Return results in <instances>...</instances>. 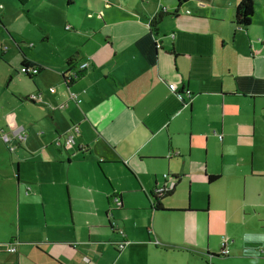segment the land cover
I'll use <instances>...</instances> for the list:
<instances>
[{"label":"crops","instance_id":"obj_1","mask_svg":"<svg viewBox=\"0 0 264 264\" xmlns=\"http://www.w3.org/2000/svg\"><path fill=\"white\" fill-rule=\"evenodd\" d=\"M139 1L101 3L97 27L83 31L90 45L73 42L65 59H30L20 44L22 59H9L19 116L8 135L26 134L14 142L39 159L46 182L27 188L35 198L25 202L41 205L45 228L11 236L0 264H171L169 251L184 252L186 264H264V12L245 27L233 22L241 0ZM256 4L264 11V0ZM24 58L38 74L21 71ZM169 84L192 95L181 101ZM165 175L176 186L155 209ZM217 184L219 194L207 190ZM224 234L230 254L219 256L213 236Z\"/></svg>","mask_w":264,"mask_h":264},{"label":"rangeland","instance_id":"obj_2","mask_svg":"<svg viewBox=\"0 0 264 264\" xmlns=\"http://www.w3.org/2000/svg\"><path fill=\"white\" fill-rule=\"evenodd\" d=\"M253 1L255 9L264 12L256 4L257 0ZM104 2H109L110 4L121 2L123 4L116 6L141 8L139 0H71V3L69 0H26L25 2L20 0H0V16L5 24L2 26L0 23L1 134L12 133L10 128L15 126L14 120H16V116H19L15 98L10 104L12 97L15 96L12 91L14 82L11 81V77L15 78L17 72L13 71L10 74L9 71V65L11 64L9 59H22L17 44H20V49L30 59H36L37 61L65 59L75 48L73 42L83 44V49L90 45V42L85 43L83 31L93 25L97 27L96 20L100 18L102 13L100 11L101 5ZM188 8H192V6L188 5ZM262 16L264 17V13ZM92 20L94 21L92 22ZM6 28L12 32H9ZM13 36L18 40L17 43L16 41L14 43ZM8 47L10 50H7ZM17 66L20 68V63ZM6 124L11 125L9 127ZM1 134L0 190L3 188L5 190L10 188L11 190L0 192V250H5L9 247L11 236L20 232L25 238H33L39 230H44V209L41 205L35 203L26 204L25 201L32 200L35 197L32 196L28 199L25 190L27 188L33 190L37 182L46 181L38 174V157H31L25 151V145L17 146V150L11 152L9 145L3 143ZM64 152L66 153V150ZM17 168L19 169V181L16 177ZM50 180L49 177L48 182ZM219 185H213L207 190L216 189V193L219 194ZM18 189L21 196L18 195ZM201 194L203 205H214L215 198L213 194L211 198L205 192ZM47 205H49L48 200ZM227 238L226 234L223 237L214 235L213 243L220 244L221 241L228 240ZM184 255V252L169 251L164 257L171 264H186L183 258ZM208 262L211 263V261ZM196 263L201 264L202 262L198 261Z\"/></svg>","mask_w":264,"mask_h":264},{"label":"built area","instance_id":"obj_3","mask_svg":"<svg viewBox=\"0 0 264 264\" xmlns=\"http://www.w3.org/2000/svg\"><path fill=\"white\" fill-rule=\"evenodd\" d=\"M88 66H89V62H85V63H83L80 66L79 70L80 71L85 70V69H87ZM39 70L40 69L38 67H36V66H31V67L23 66V67H21V71L23 73H27L29 75H30V72H31V74L36 75V74H38ZM76 74L77 73H73L72 72V73L69 74V76H66V80H67L66 82L69 83L68 81L70 80V78L76 77ZM169 87H170V89H171V91L173 93H176L177 94V97L181 101H184L183 93H187L189 96L192 95V93H191L190 90H187V91H177V88L178 87L175 84H169ZM50 91L51 92H55V88H50ZM69 97H70L71 100H73L77 104L78 103H81V101H82V99L80 97V93H78V92L71 91L70 94H69ZM29 99L31 101H33V102H37V101L41 100L42 97H41V95H38V94H32L31 96H29ZM79 133H80V129H79V127L76 126V127L73 128V131L71 133H68L66 135L65 146L67 148H70V147H72L75 144V135L76 134H79ZM1 137H2L3 141L7 145H9V148H10V150L12 152L15 151V149L17 148V143L14 142V141H16L15 139H17L20 142H23V141H25L27 139L26 134H24L20 130L17 131V133H15L14 138L13 137H10L8 134H5V133L1 134ZM219 138L222 139V135H219ZM165 179H166L165 184L163 185V187H161L160 189H158L157 192L166 191L168 189H171L174 186V182L171 181V178H169L167 175H165ZM115 204L116 205H119L120 204V201H119V198L118 197L116 198V203ZM109 213H111V211ZM119 232L124 237V239H123V241H121L120 243H118L117 246H118V248H123L125 246V236H126V233H125L124 230H120ZM155 243L158 244V241H156ZM222 247H223V251H222L223 254L229 255L230 254V250L227 248V240H224L223 241ZM9 251L10 252H15L16 251V248L10 247L9 248Z\"/></svg>","mask_w":264,"mask_h":264},{"label":"trees","instance_id":"obj_4","mask_svg":"<svg viewBox=\"0 0 264 264\" xmlns=\"http://www.w3.org/2000/svg\"><path fill=\"white\" fill-rule=\"evenodd\" d=\"M22 2H25L26 0H20ZM71 3V0H69ZM255 4L253 0H241L236 9H235V16H234V23L240 26H249L253 20L254 14H255ZM163 16V12H160L159 14H157V16L153 19L150 27L152 29L156 28L157 23H159V21L161 20ZM1 23V22H0ZM75 57H70L67 62L69 65H74V63L76 62ZM22 67L26 66V67H31L33 65H31L32 63L27 59L24 58L23 63H22ZM78 77L80 76V72L76 74ZM69 76V75H68ZM29 77H32L29 75ZM76 77L70 78V80L68 81L69 83H67L66 81V74L64 76V80L65 83L70 84L73 81H75ZM28 100L29 96L27 97ZM31 101V100H30ZM33 102V101H31ZM218 178V176H209V181L213 182L214 180H216ZM176 177H171V181L174 182V186L171 189H168L166 191H162V192H156L152 194V199H153V207L155 209H163L162 207V199L164 197H166L167 195H170L174 189V187L176 186V181H175ZM166 181V179H165ZM222 251H223V247H222ZM221 251V253L219 254V256H227L225 254H223V252Z\"/></svg>","mask_w":264,"mask_h":264},{"label":"water","instance_id":"obj_5","mask_svg":"<svg viewBox=\"0 0 264 264\" xmlns=\"http://www.w3.org/2000/svg\"><path fill=\"white\" fill-rule=\"evenodd\" d=\"M160 44H158V46H159ZM109 216H111L112 217V212L111 213H109Z\"/></svg>","mask_w":264,"mask_h":264},{"label":"flooded vegetation","instance_id":"obj_6","mask_svg":"<svg viewBox=\"0 0 264 264\" xmlns=\"http://www.w3.org/2000/svg\"><path fill=\"white\" fill-rule=\"evenodd\" d=\"M73 73H76V71L75 72H73ZM78 73V72H77ZM77 78H79L77 75H76V78L75 79H77Z\"/></svg>","mask_w":264,"mask_h":264}]
</instances>
